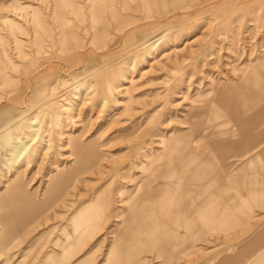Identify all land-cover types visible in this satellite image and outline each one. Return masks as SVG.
<instances>
[{
    "label": "rangeland",
    "instance_id": "obj_1",
    "mask_svg": "<svg viewBox=\"0 0 264 264\" xmlns=\"http://www.w3.org/2000/svg\"><path fill=\"white\" fill-rule=\"evenodd\" d=\"M263 100L264 0H0V196L16 182L37 205L57 174L73 171L62 194L15 229L0 264H53L62 243V263L104 264L150 165L179 141L198 143L195 131L217 115L235 128ZM77 148L92 157L78 169ZM263 156L264 144L229 159L228 176ZM142 200L143 220L157 219ZM263 223L260 204L188 257L170 262L154 249L139 259L231 261Z\"/></svg>",
    "mask_w": 264,
    "mask_h": 264
},
{
    "label": "crops",
    "instance_id": "obj_2",
    "mask_svg": "<svg viewBox=\"0 0 264 264\" xmlns=\"http://www.w3.org/2000/svg\"><path fill=\"white\" fill-rule=\"evenodd\" d=\"M262 103L240 117L235 128L226 119L213 117L208 128L195 131L198 143L179 141L166 161L161 158L150 165L147 184L129 201L130 216L122 220L104 264H143L139 255L154 249L170 262L179 255L188 257L196 242L207 241L210 231L218 233L238 225L246 211L264 205V156L254 159L258 163L253 160L247 168L236 170V178L228 176L233 163H227L264 144V100ZM231 134L237 135L228 139ZM147 196L154 203L157 219L142 218L139 205ZM234 250L233 260L220 264H264V226Z\"/></svg>",
    "mask_w": 264,
    "mask_h": 264
},
{
    "label": "bare ground",
    "instance_id": "obj_3",
    "mask_svg": "<svg viewBox=\"0 0 264 264\" xmlns=\"http://www.w3.org/2000/svg\"><path fill=\"white\" fill-rule=\"evenodd\" d=\"M68 3V2H67ZM65 3V4H67ZM179 3V2H178ZM112 13H117V10L112 7ZM80 14V13H79ZM93 26L97 27V31H100L99 24L97 23V20L93 19L92 17ZM32 23L36 24V26H40L41 20L40 17H34L32 20ZM66 38L67 34L66 31L64 32ZM261 110V109H260ZM259 110V111H260ZM262 114V113H261ZM241 122V121H240ZM249 124V123H248ZM257 126V125H256ZM240 128V127H239ZM254 128V127H253ZM252 128V129H253ZM198 131V130H197ZM5 132V131H4ZM241 132V131H239ZM241 134V133H240ZM240 136V135H239ZM7 137V135H6ZM249 137V136H247ZM255 137V136H254ZM255 139V138H254ZM225 140V139H224ZM245 140V139H244ZM217 141V140H216ZM226 142V140H225ZM235 142V141H234ZM237 142V141H236ZM247 142V141H245ZM253 142V141H252ZM257 142V141H256ZM216 144V143H214ZM213 144V145H214ZM246 144V143H245ZM257 145V144H256ZM261 145V144H260ZM251 146V145H249ZM248 146V147H249ZM259 146V145H258ZM255 147V146H254ZM257 147V146H256ZM86 148V147H85ZM88 148V147H87ZM216 148V147H215ZM90 149V148H89ZM244 149V148H243ZM254 149V148H253ZM24 147L22 145H18L17 147H14L11 150V157H10V163L13 165L16 163L18 157L20 154L24 151ZM226 150V149H225ZM227 152V151H226ZM88 153L90 152H82L78 148L73 152V156H75L76 161L78 162V165H76V169L82 168L92 162V157ZM224 153V152H223ZM94 154V153H93ZM225 154V153H224ZM223 154V156H224ZM236 154V153H235ZM245 155V154H244ZM235 158V157H234ZM240 158V157H239ZM261 159V158H260ZM259 159V160H260ZM258 160V161H259ZM255 161V160H254ZM255 163H258L255 161ZM254 165V164H253ZM165 170V169H164ZM163 170V171H164ZM240 170V169H239ZM73 171L70 173L72 174ZM70 174H62L59 173L56 175V178H54L51 186L49 187V190L44 194L42 201L38 203L37 205L29 203L27 199H24L20 195V188L18 185H15L16 182L11 183L10 187L5 189V194L3 196H0V227L3 229V232L6 234L3 238H0V250L3 249V247L8 245V242L13 235V232L15 229L22 228L23 226H27V224L34 219L36 214L42 210L43 208H47L51 201L53 199H56L59 195L62 194L64 188L66 187V184L68 183V180L70 178ZM164 174V173H163ZM234 174V173H233ZM239 174V173H237ZM163 176V175H162ZM234 178H236V175ZM164 179V177H162ZM162 179V180H163ZM260 179V178H259ZM264 179V178H263ZM262 182H264L262 180ZM234 184V183H233ZM160 185V184H159ZM249 185V184H248ZM247 185V186H248ZM233 186V185H232ZM252 188V187H250ZM246 189V188H245ZM244 190V189H243ZM242 190V191H243ZM22 191V190H21ZM236 193V192H235ZM243 193V192H242ZM256 194V193H255ZM258 197V196H257ZM259 198V197H258ZM81 222V221H80ZM122 224V223H121ZM2 232V231H1ZM0 232V233H1ZM129 234V233H128ZM114 242V240H113ZM114 247V246H113ZM117 248V247H114ZM113 248V249H114ZM65 246L64 243H62L59 246V256L62 257L58 260H54L53 264H64L63 261V254L65 253ZM111 250V249H110Z\"/></svg>",
    "mask_w": 264,
    "mask_h": 264
}]
</instances>
